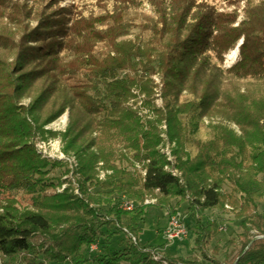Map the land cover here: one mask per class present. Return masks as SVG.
<instances>
[{
	"label": "trees",
	"instance_id": "obj_1",
	"mask_svg": "<svg viewBox=\"0 0 264 264\" xmlns=\"http://www.w3.org/2000/svg\"><path fill=\"white\" fill-rule=\"evenodd\" d=\"M65 17L38 12L36 26L22 29L17 39L6 28L0 31V264L17 258L24 264H229L208 256L206 246L219 224L202 221L205 210L225 205L242 230L230 264H264V210L258 208L264 202V19L258 27L248 17L233 26V14L185 1L173 5L160 25H137L132 40L117 41L128 33L117 22L100 32L84 19L69 24ZM86 31V44L63 52L67 40ZM239 37V59L224 69L222 55ZM96 41L107 49L95 50ZM154 75L161 107L153 102ZM135 90L144 95L148 114L134 108ZM66 109L65 152L84 141L73 169L35 146L42 126ZM204 118L234 123L241 134L216 122L209 137L200 138L196 132ZM96 130L100 136L91 135ZM163 132L175 142L173 160L160 150ZM106 137L121 144L117 155L105 151ZM59 167L64 175L54 183L49 172ZM16 194L27 195L30 203L20 206ZM121 194L135 201L133 211H122ZM146 198L157 206L171 199L188 202L198 254L169 256L138 241ZM117 240L124 243L115 246ZM233 244L234 238L226 242Z\"/></svg>",
	"mask_w": 264,
	"mask_h": 264
},
{
	"label": "rangeland",
	"instance_id": "obj_2",
	"mask_svg": "<svg viewBox=\"0 0 264 264\" xmlns=\"http://www.w3.org/2000/svg\"><path fill=\"white\" fill-rule=\"evenodd\" d=\"M185 1L192 2L194 4H208L215 8L218 13L221 14H233L235 21L233 26H236L243 22L247 17L249 18L252 26L258 27L261 26V20L264 19V0H233L231 2H226L223 0H0V31L4 28L7 29L8 34H10L14 39H17L20 35V31L30 27L36 26L37 13L40 14H49L52 10H55V13H65L66 23H71V19L75 22L76 19H84L83 21L87 22L95 31H102L111 26L116 22L119 24L117 28H124L128 30V33L119 37L117 41L132 40L136 34L139 33L137 25L146 24L150 22H158L161 17L164 18L165 14H168L173 8V5H185ZM11 3L15 7L9 9L5 8L8 4L11 6ZM177 7V6H175ZM194 8H192L193 10ZM10 13V16L6 14ZM59 17L62 18V15ZM64 21V20H63ZM247 21V20H245ZM65 23V24H66ZM159 23V22H158ZM160 25V23H159ZM25 27V28H24ZM82 37H76L73 42L68 43L65 51L68 52V49H72L75 46H81L87 43L88 36L91 35L89 31H86ZM147 35V32L144 34ZM69 39V35H67ZM242 37H239L235 42L234 46L228 49L222 55L221 66L224 69L229 68L239 59V46L242 42ZM95 50H106V45L104 41H96L94 43ZM76 49V48H75ZM236 50V57L231 62L228 63L227 55L232 51ZM72 54H76L72 51ZM213 61L217 62L218 59L213 57ZM156 84L154 88V105L156 107L162 106V99L159 96L160 94V82L157 75L152 76ZM70 83H72V79ZM136 97L131 99V102L135 101L134 108L139 109L140 114H148L149 111L146 106L143 104L144 95L134 91ZM29 98H25L23 102L27 103ZM130 102V103H131ZM150 116V115H149ZM216 122H222L229 126V129L232 130L237 136L240 135V130L238 126L231 122H226L219 120L218 118H204L200 124L199 129L196 132V135L200 138L209 137V125ZM70 123V114L69 110L66 109L59 117L53 121L44 124L42 126V134H38L35 140V146L37 151L42 154V156L50 157L51 159L62 160L67 166L71 169L75 168L79 163L78 155L75 153L77 146L82 144L84 141H80L76 144L73 150L65 152V147L67 142H69L70 137L65 138V133L69 129ZM160 128L164 129V126L161 125ZM92 136H100V131L96 130L91 133ZM163 141L165 145L160 146L161 152L165 153L166 157L173 160L171 155V149L175 146V142L170 143L167 140V135L162 133ZM90 138V134L86 135L83 139L87 141ZM109 141H107V140ZM104 138V149L105 151L110 150L112 154L117 155L118 152L122 149L120 143H116L114 138L110 139L109 137ZM112 145V148L110 147ZM114 152V153H113ZM76 154V155H75ZM101 167V163L98 164ZM140 164L135 163L134 168L142 173L140 169ZM64 167L51 169L49 176H53L54 183L57 182V177L63 174ZM64 175V174H63ZM62 175V176H63ZM105 172L100 168L99 176L100 178L104 177ZM69 179L73 178L71 174H68ZM65 178V177H63ZM67 180V179H66ZM66 186V183H63L58 190L61 191ZM76 187V186H74ZM224 190L230 192V186L228 184L224 185ZM75 192L77 190L75 189ZM20 204V206H25L30 203L29 197L23 194H16L15 196ZM127 197L125 194H121L119 198ZM4 196L0 194V204L4 202ZM130 199V198H129ZM150 203H147L145 209V215L143 220L140 222V232L138 233V241L144 245H150L152 248L159 250L160 253L166 254L169 256H181L186 258L193 256V254H198L194 249V226L193 218L189 213H187L188 202L187 201H178V199H171L169 205L157 206L155 205L156 200L152 198H146ZM119 199L118 202H120ZM134 208L135 209V201ZM259 210H264V202L258 203ZM132 210V211H133ZM124 211V210H122ZM129 212V211H124ZM178 213L180 218L183 220L187 234L179 240L168 241L164 236V229L168 223V219L172 214ZM123 223L127 224L129 219L128 216H122ZM215 221L219 224V230L215 236H213L207 246V254L209 257L214 258L218 261H225L226 263H232L238 246L239 235L241 234L240 221L234 217V212L231 210V207L225 205L223 209H207L204 211L202 216V221L208 223ZM120 238V237H119ZM234 238L235 244L232 246H227V240ZM124 241H118L114 244L119 246L123 244ZM117 244V245H116ZM217 246L218 252L216 254L212 253L213 248ZM234 247V248H233ZM11 264H24L20 258H17ZM68 264V263H67ZM91 264V263H89ZM119 264H127L122 261Z\"/></svg>",
	"mask_w": 264,
	"mask_h": 264
},
{
	"label": "built area",
	"instance_id": "obj_3",
	"mask_svg": "<svg viewBox=\"0 0 264 264\" xmlns=\"http://www.w3.org/2000/svg\"><path fill=\"white\" fill-rule=\"evenodd\" d=\"M120 202H119V206L122 210L124 211H132L134 208V202L127 198V197H122L120 198ZM152 201V200H151ZM151 201H149L148 199H145L144 204L150 203ZM164 236L166 237V239L168 241H175V240H179L182 237L186 236L187 234V229L186 226L183 222V220L180 218L179 214H172L169 219H168V223L163 231ZM129 237L135 241V237L128 233ZM91 249H95L96 246L94 244H92ZM154 259H157L156 256H154ZM164 264H166L165 262H163Z\"/></svg>",
	"mask_w": 264,
	"mask_h": 264
},
{
	"label": "bare ground",
	"instance_id": "obj_4",
	"mask_svg": "<svg viewBox=\"0 0 264 264\" xmlns=\"http://www.w3.org/2000/svg\"><path fill=\"white\" fill-rule=\"evenodd\" d=\"M236 50H232L228 55H227V61L228 63H231L235 57H236Z\"/></svg>",
	"mask_w": 264,
	"mask_h": 264
},
{
	"label": "crops",
	"instance_id": "obj_5",
	"mask_svg": "<svg viewBox=\"0 0 264 264\" xmlns=\"http://www.w3.org/2000/svg\"><path fill=\"white\" fill-rule=\"evenodd\" d=\"M195 237V236H194ZM159 251V250H158Z\"/></svg>",
	"mask_w": 264,
	"mask_h": 264
}]
</instances>
